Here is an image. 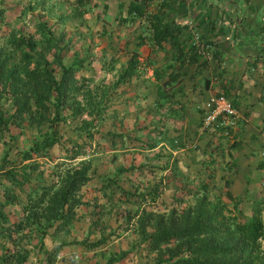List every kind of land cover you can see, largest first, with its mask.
Wrapping results in <instances>:
<instances>
[{
	"label": "trees",
	"instance_id": "obj_1",
	"mask_svg": "<svg viewBox=\"0 0 264 264\" xmlns=\"http://www.w3.org/2000/svg\"><path fill=\"white\" fill-rule=\"evenodd\" d=\"M68 1L74 17L83 18L92 7H101V12L107 14L112 4H116L115 19L119 26L131 21L140 24L146 22L151 35L139 34L137 48L120 74L118 84L140 76L139 68L145 62L140 48L147 44V36L160 50L170 46L166 55L172 56L174 63L170 65L173 69L178 62L184 64L187 55L195 58L199 54L193 41L195 34L187 20L189 10L195 9L197 4L205 5L207 0ZM4 15L5 11L0 9V22L4 21ZM30 18L37 27L34 33H26L23 28L13 29L12 26L4 31L0 26L10 46L8 51L0 46V144L8 143L7 136L12 135L13 126L47 125L53 134L47 131L46 136L34 138V145L21 156V163H28L19 166L20 173L10 167L9 151L3 158L1 174L8 184H2L0 189L3 196L0 199V264H28L31 249L27 246L43 254L42 259L36 260L37 264H52L60 250L69 243L81 244L87 251H94L108 241L106 227H101V222L105 220L103 216L107 214L109 204H98V207L91 209L89 217L92 228L102 229V234L93 241L90 237L74 239L69 243L55 239L61 231L73 229L78 208H92L91 203L83 199V189L96 174L91 162L76 165L58 182L37 186H34L28 171L29 167L37 164L31 163L36 161L35 154H48L51 148L60 143V118L65 120L67 115L71 121H83L84 107L80 96L84 94V87L80 82L88 79L85 76L79 78L78 74L93 62L92 59H82L71 65L66 64L62 51L71 42L63 44V38L57 35L43 13H33ZM196 30L200 39H207L205 33L202 36V30ZM184 76L183 71L173 72L166 80L165 73L158 69L155 71L156 80L165 79L157 87L158 99L155 104L159 109L167 108L168 113L175 110L174 116H177L179 109L170 102L174 94L183 90L178 85ZM97 115H101V112ZM200 125L202 132H208L202 128L203 121ZM152 130L157 141L165 135L163 130L157 131L156 127ZM120 136V141H113V149L124 146L126 140L124 135ZM130 141L149 148L157 146L139 137ZM71 146L66 149L72 153L70 159L77 158L82 153L81 146L77 143ZM153 170L147 163L120 168L121 172L130 171L139 175H144L145 171L152 174ZM114 180L109 182L112 194V197L109 196L110 204L114 211L119 203L133 204L123 216L129 223L133 222L138 230L140 245L145 246L152 259L150 264H264V200L254 205L250 217L241 220L237 215H226L225 210H230L228 203L223 200L215 203L209 199L207 194L210 193L211 183L201 181L195 188H182L183 192L197 198L196 203L187 201L185 207L182 204L174 205L178 207L168 212H158L155 208L161 205L159 199L163 189L155 185L141 191L139 185L142 183L138 180L139 184L132 192L123 186L117 187ZM227 183L230 185V182ZM116 187L119 188L117 200L114 197ZM224 195L234 202L235 208H239L240 199L231 190L225 191ZM149 206L153 209H149ZM14 216L16 219H13ZM48 237L56 242L57 249L53 253L46 248ZM32 240H36L37 244ZM104 249L105 262L96 264H118L132 254L130 249L112 253H107L109 248ZM94 252L96 254L98 251Z\"/></svg>",
	"mask_w": 264,
	"mask_h": 264
},
{
	"label": "rangeland",
	"instance_id": "obj_2",
	"mask_svg": "<svg viewBox=\"0 0 264 264\" xmlns=\"http://www.w3.org/2000/svg\"><path fill=\"white\" fill-rule=\"evenodd\" d=\"M258 2L262 16L264 0ZM0 9L5 11L4 21L0 22L4 31L12 26L13 29L23 28L26 33H34L37 27L30 15L43 13L57 35L63 38V44L71 42V45L62 51L66 64L71 65L82 59L93 61L78 74L79 78L85 76L88 79L80 82L84 87V94L80 96L84 107L83 121H71L66 114L65 120L60 118V143L51 148L48 154H35L36 161L31 163L37 164L29 167L28 171L32 175L34 186H37L52 181L58 182L76 165L91 162L96 174L83 189V199L88 200L92 208H78V218L73 229L61 231L55 239L69 243L74 239L84 240L90 237L93 241L102 234V229L92 228L89 217L91 209L98 207V204H109V210L103 216L105 220L101 222V227H106L108 241L106 245L104 243L94 250L98 251L96 254L94 251H87L81 244L69 243L60 250L52 264L105 262L102 254L104 248L110 249L107 253L126 249L132 251L126 260L118 264L152 263L148 250L140 245L141 238L135 225L123 216L125 211H130L133 204L119 203L115 211L110 204L109 196L112 197V194L109 182L113 179L117 187L123 186L132 192L139 184L138 180L142 183L139 185L141 191L155 185L163 189L159 199L161 205L155 208L158 212H168L171 208L178 207L174 205L182 204V207H185L187 201L196 203L197 198L183 192L182 188H195L201 181L211 183L210 193L207 194L209 199L215 203H221L222 200L228 203L230 210H225L226 215H237L241 220L250 217L254 205L264 200V120L259 126L262 143L258 149H254L253 156L244 160L245 157H240L239 153L243 148L239 149L238 144L234 145L224 127L216 128L212 132H203L201 139L187 130L184 119L174 116L175 110L168 113L167 108L159 109L155 102L158 99L157 87L162 82L155 79V71H161L163 61L161 50L148 38L151 33L146 22L140 24L131 21L125 26H119L118 20L115 19L116 4H112L107 14L101 12V7H92L83 18L71 15L72 7L68 0H0ZM141 33L148 35L147 44L140 48L145 59L139 68L141 74L118 84L120 74L126 69L128 60L137 48L136 42ZM197 36L199 37V34L196 32L195 39ZM7 42L4 32L0 31V46H4L8 51L10 46ZM148 54H152L154 59ZM178 96L179 93L174 94L175 98L170 104L175 105L173 101ZM99 112L101 115H97ZM154 127L157 131L163 130L165 133L159 141L155 138V132L151 131ZM47 131L53 134V130H49L47 125L27 124L12 127V135L7 136L8 143L0 144V189L2 184H8L1 174V164L6 152L10 153V167L20 173L19 166L28 163H21L22 154L34 145L36 136L44 137ZM120 135H124L126 142L124 146L113 149V141H120ZM211 135L213 137L210 138ZM138 137L157 146L149 148L130 141L131 138ZM74 142L81 146L82 153L77 158L70 159L69 155L72 153L66 149L73 147L71 145H74ZM246 161L249 162L245 163ZM143 163L154 169L152 174L145 171L144 176L120 171V168ZM227 182H230V185ZM117 187L114 193L116 200L119 194ZM227 190H231L240 199L239 208H235L234 202L224 195ZM0 199H3L1 193ZM149 209L153 208L149 206ZM13 219H16V216ZM32 242L37 244L36 240ZM9 246L13 247L11 244ZM27 247L31 249L28 264H37L36 260L42 259L43 254H39L36 248ZM46 248L51 253L57 249L56 242L50 237L46 239ZM138 248L140 250L136 252Z\"/></svg>",
	"mask_w": 264,
	"mask_h": 264
},
{
	"label": "crops",
	"instance_id": "obj_3",
	"mask_svg": "<svg viewBox=\"0 0 264 264\" xmlns=\"http://www.w3.org/2000/svg\"><path fill=\"white\" fill-rule=\"evenodd\" d=\"M258 1L207 0L203 6L197 4L189 10L187 21L193 34L199 28L202 36H207L193 39L198 56L187 55L184 64L178 62L173 69L170 64L174 60L166 55L170 46L161 50L160 69L165 79L173 72L183 71L185 75L178 85L183 90L173 102L187 130L202 139L200 123L205 101L212 95L226 97L239 111L237 119L227 125V135L234 145L243 148L239 153L244 160L253 156L262 143L259 126L264 120V15L259 12Z\"/></svg>",
	"mask_w": 264,
	"mask_h": 264
},
{
	"label": "built area",
	"instance_id": "obj_4",
	"mask_svg": "<svg viewBox=\"0 0 264 264\" xmlns=\"http://www.w3.org/2000/svg\"><path fill=\"white\" fill-rule=\"evenodd\" d=\"M199 41V37H196ZM203 130L212 132L216 128L224 127L228 134V126L236 120L239 111L226 97L212 95L204 104Z\"/></svg>",
	"mask_w": 264,
	"mask_h": 264
}]
</instances>
